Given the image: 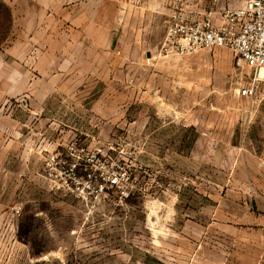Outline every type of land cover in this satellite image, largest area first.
Instances as JSON below:
<instances>
[{"label": "rangeland", "instance_id": "1", "mask_svg": "<svg viewBox=\"0 0 264 264\" xmlns=\"http://www.w3.org/2000/svg\"><path fill=\"white\" fill-rule=\"evenodd\" d=\"M83 11L23 30L0 1V264H264V85L239 97L230 50L163 56L162 33ZM72 140L119 159L127 193L48 181Z\"/></svg>", "mask_w": 264, "mask_h": 264}, {"label": "built area", "instance_id": "2", "mask_svg": "<svg viewBox=\"0 0 264 264\" xmlns=\"http://www.w3.org/2000/svg\"><path fill=\"white\" fill-rule=\"evenodd\" d=\"M158 54L183 56L200 49L226 48L249 69L238 96L252 99L264 85V0H172ZM45 176L78 199L96 198L107 189L127 193L126 171L101 146L77 140L47 154ZM20 212L21 205L14 207Z\"/></svg>", "mask_w": 264, "mask_h": 264}, {"label": "crops", "instance_id": "3", "mask_svg": "<svg viewBox=\"0 0 264 264\" xmlns=\"http://www.w3.org/2000/svg\"><path fill=\"white\" fill-rule=\"evenodd\" d=\"M3 2L8 14L11 17V23L24 22L27 27L23 30H34L44 23V17H53L60 15L61 10L66 11L69 16L75 15V9H84V25H91L95 20L93 16L110 15V20L106 23H100V30L127 31L128 29L138 33H162L158 38L157 44L161 42L169 16L172 12V0H0ZM77 1L78 4H77ZM94 3V4H93ZM94 10V11H92ZM87 12V13H86ZM89 15L91 18H86ZM113 17H112V16ZM114 24L115 27H107ZM28 25L34 27L28 28ZM97 25V24H96ZM91 30V28H88ZM139 41L147 42L145 38L139 36ZM157 45V46H158ZM62 149L64 142L54 143Z\"/></svg>", "mask_w": 264, "mask_h": 264}]
</instances>
